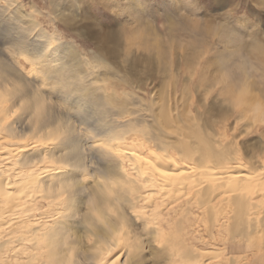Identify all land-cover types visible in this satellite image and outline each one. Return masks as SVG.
<instances>
[{"label": "bare ground", "instance_id": "6f19581e", "mask_svg": "<svg viewBox=\"0 0 264 264\" xmlns=\"http://www.w3.org/2000/svg\"><path fill=\"white\" fill-rule=\"evenodd\" d=\"M0 30L30 66L0 59V264H143V245L134 240L127 250L121 236L136 238L138 229L161 236L164 229L151 230L140 207L163 218L164 210L175 211L183 232L200 210L223 203L218 208L224 214L230 209L234 231L253 238L259 226L251 216L259 205L254 201L264 203V171L251 161L231 165L238 160L233 144L209 136H221L220 129L207 134L208 124L203 132L185 126L174 141V127H164L166 112L145 105L149 115L142 114L145 100L124 89L132 85L108 62L117 57L115 47L91 61L70 44L56 47V37L40 24L17 21ZM99 68L106 74H97ZM246 79L238 87L224 77V93L262 115L263 102L249 94ZM86 233L94 238L87 247ZM170 241L157 260L170 263L178 246L189 259L186 239Z\"/></svg>", "mask_w": 264, "mask_h": 264}, {"label": "rangeland", "instance_id": "374dc122", "mask_svg": "<svg viewBox=\"0 0 264 264\" xmlns=\"http://www.w3.org/2000/svg\"><path fill=\"white\" fill-rule=\"evenodd\" d=\"M17 21L27 26L40 24L48 35L56 37V47L70 44L83 59L92 61L98 55H109L114 51L109 47H115L117 57L108 62L132 85L124 89L145 100L140 108L142 114L149 115L145 105L159 114L166 112L168 122L164 127L169 123L165 128H175L169 131L174 141L185 126L200 132L207 129V134L220 129L222 137L216 133L215 137L209 136L211 140L233 144L238 153L230 158L234 156L239 161L233 158L231 165L251 161L264 171V114L256 116L249 106L225 94L222 80L225 77L241 87L247 78L249 94L261 98L264 111V0H0V26ZM218 21L224 22L226 28L212 26ZM232 34V38L241 40L230 39ZM6 41L0 30V59L29 70L25 57L11 50ZM98 71L102 76L106 74L103 68ZM21 111L16 109V114ZM208 122L215 127L211 129ZM171 153L178 155L175 148ZM254 202L259 205L254 203L258 206H254L251 218L259 227L255 232L251 230V239L234 231L230 209L225 214L219 209L225 206L223 203L206 215L200 210L190 220L193 227L186 223L185 233L179 226L182 216L175 211L168 215L164 206L163 218L140 207L150 219L151 230L164 229L161 236L138 229L136 238L129 232L120 239L130 251L137 240L143 245V264H264V203ZM174 208L178 211V204ZM258 218L262 225L257 223ZM83 236V246L87 247V241L94 238L87 233ZM180 238L187 240L189 259L184 256V247L179 246L174 248L175 260L172 257L170 263L156 259V252L165 248V243L168 245L170 239L178 243Z\"/></svg>", "mask_w": 264, "mask_h": 264}, {"label": "clouds", "instance_id": "9594fccd", "mask_svg": "<svg viewBox=\"0 0 264 264\" xmlns=\"http://www.w3.org/2000/svg\"><path fill=\"white\" fill-rule=\"evenodd\" d=\"M183 15V13L181 14V16ZM212 23V22H210ZM213 27H216V28H226V25L224 24V22H221V21H218V22H215L214 24H212Z\"/></svg>", "mask_w": 264, "mask_h": 264}]
</instances>
